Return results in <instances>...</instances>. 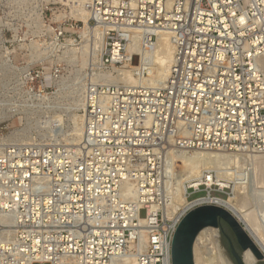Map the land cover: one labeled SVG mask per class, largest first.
<instances>
[{
	"label": "built area",
	"instance_id": "built-area-1",
	"mask_svg": "<svg viewBox=\"0 0 264 264\" xmlns=\"http://www.w3.org/2000/svg\"><path fill=\"white\" fill-rule=\"evenodd\" d=\"M83 6L103 33L100 73L118 76L135 59L139 67L142 51L167 32L174 46L169 76L135 87L103 75L89 89L76 150L25 166L17 161L20 170L5 174L10 186H2L1 201L16 193L21 200L1 210L23 230L6 245L29 263L122 264L133 253L137 264H172L179 224L206 205L178 219L170 172L179 175L177 155L264 152V0H85ZM82 23L74 17L53 27L51 21L45 32L66 48L69 31L84 39ZM31 93L45 99L42 89ZM220 175L205 170L186 182L187 199L212 196ZM34 239L38 247L45 241V252L33 249Z\"/></svg>",
	"mask_w": 264,
	"mask_h": 264
},
{
	"label": "rangeland",
	"instance_id": "rangeland-1",
	"mask_svg": "<svg viewBox=\"0 0 264 264\" xmlns=\"http://www.w3.org/2000/svg\"><path fill=\"white\" fill-rule=\"evenodd\" d=\"M41 1L37 3L35 0H0V190L4 184L10 186V180L5 178V174L20 170L16 165L17 161L23 162L25 166L33 160L41 161L47 154L59 155L64 154V149L76 150L82 144L84 122L82 138L77 141L76 115L83 117L85 121L89 89L96 83L93 79L98 76L99 70L103 69L98 66L99 58L91 57L90 40L85 39L83 33L84 39L80 41L77 38L79 32L69 31L66 38L71 45L66 48L64 41L59 43L53 38L49 39L51 35L45 32L49 22L51 24L52 21L53 27H58L64 23V19L69 20L72 17L69 7L61 2L55 1L47 6L45 0ZM61 27L64 29V24ZM79 28L82 32L85 28L84 22ZM45 44H49L47 50ZM131 67H138V59L134 60ZM111 73L105 72L102 75L117 77ZM45 79L52 80V85H46ZM40 89L44 90L45 99L38 100L31 93ZM75 142L79 144L76 145ZM241 164L229 167L227 175L230 178L222 182L226 187L223 188L219 183L221 187L214 188L212 199L236 200L238 193L235 192V186L239 179L237 175L240 177L242 173ZM216 167L217 165H213L206 169L224 172L220 165ZM183 168L184 165H180L179 175L175 177L176 184L183 179L182 173L186 170ZM251 192L256 194V197L254 196L255 202H252L249 209L257 210L258 192L255 188ZM11 194L8 192L7 196ZM2 197L3 193L0 191V202ZM197 198H208L207 193L193 195L188 201L191 203ZM5 215L0 204V264H51L34 258L29 263L26 258L17 255L14 248L6 245L7 241L17 243L21 239L19 231L23 228L15 224L12 216ZM6 218L11 220L10 224ZM223 229L233 240L238 253L244 256L227 225L224 224ZM36 231H40V228ZM218 232V251L223 259L233 264L229 243L223 237L222 231ZM40 233L43 234V230ZM42 241L37 248L40 253L46 250L43 243L45 241ZM205 253L210 256L209 248H206Z\"/></svg>",
	"mask_w": 264,
	"mask_h": 264
},
{
	"label": "bare ground",
	"instance_id": "bare-ground-1",
	"mask_svg": "<svg viewBox=\"0 0 264 264\" xmlns=\"http://www.w3.org/2000/svg\"><path fill=\"white\" fill-rule=\"evenodd\" d=\"M57 1L69 7V14L72 18L76 17V19H80L84 22L85 28L82 30V33L85 39L88 40L89 38L91 45L90 55L95 59L97 57L99 58L98 66L100 67L102 61L101 55L104 47L103 33L95 25H91V17L88 14L86 8L83 6L85 0ZM45 2L48 3L47 0H45ZM153 47L154 48L152 50L142 51L141 66L137 68L128 66L126 67L127 70L125 68V71L123 72L121 70H118L119 72H122V75L119 74L117 77H110L112 81L114 82V78H116V81H124L127 84L126 86L135 87L155 86L156 84L164 83L165 81H167L174 53V46L170 34H168L167 32H162V34L158 35L157 42L154 44ZM117 53L118 49L116 48L115 54L117 55ZM138 71L140 74L139 77H137ZM146 72L148 76L145 74ZM142 74H144V76ZM103 75L102 73H99L98 76L96 75V77L93 79L94 83H99L98 80L101 79V77H109ZM145 76H147L148 78H146ZM262 89H264V86ZM81 107H83V104L81 105ZM76 118L78 123V132L76 133L78 135L77 141H80L79 138L81 137L83 131L84 118L77 115ZM77 143L79 144V142ZM77 143L76 145H78ZM176 158L182 161V164L184 165L183 169H186L185 172L182 173L183 179H181L178 184L174 182V186L176 187L179 199L178 207L181 208V212L178 216V219L183 216L187 211L194 208L197 204H211L221 206L231 212L236 218H238V220H240L244 224L245 228L254 238L261 252L264 254V152H245L243 154L238 152H195V154H193L192 156L181 153L178 154ZM238 163H242L241 165H243V169L240 177L239 175H237L239 178L237 179L238 182L235 181V192L238 193V197L236 196V200L231 199L229 201H224L222 199H212L211 196H209L208 198L195 200L191 203L188 201L186 182H189L191 180H194L195 178H199L200 176H202L204 171L207 170L206 168H209L213 165H217L218 167V165H220V168H224V172H220V174H222L220 175V178L217 182H219L220 185L225 188L226 186L222 182L224 181V179L229 180L230 178L227 175L230 170L229 167H231V165L233 164ZM18 164L22 165L21 162H18ZM34 164L30 165H33L32 167H34V171L38 172L37 166H34ZM29 172L31 173L30 170ZM170 172L173 178L178 177L174 169H171ZM253 188H255L258 192V207L257 210L254 209L256 211L249 209V206H251L252 202H255L254 196L256 197V194L254 195V193L251 192ZM20 200V194L16 193L14 198L12 197V199L10 200L7 199L1 201L0 204H2L3 208L9 210L10 207L15 206L17 204L15 201L19 202ZM8 218H6V220H8L7 222H9L10 224L11 220ZM3 220H5V218ZM133 238L134 235H132V239ZM32 245L33 249H37L39 245V240L34 239ZM218 246V230L213 228H207L200 232L194 243L195 264H230L228 261L223 259L220 252L218 251ZM206 248H209L211 253L210 256L206 255ZM129 249H133V241L131 242ZM31 252L32 251H28V254H30ZM34 252L37 251L35 250ZM34 256L39 259V254L34 253ZM244 259L247 264H256L258 262V257L252 252L251 249H247L244 252ZM121 262L122 264H137L136 257L133 253L125 254V256L121 258Z\"/></svg>",
	"mask_w": 264,
	"mask_h": 264
},
{
	"label": "water",
	"instance_id": "water-1",
	"mask_svg": "<svg viewBox=\"0 0 264 264\" xmlns=\"http://www.w3.org/2000/svg\"><path fill=\"white\" fill-rule=\"evenodd\" d=\"M223 224L230 229L243 253L251 249L258 257L256 264L264 263V254L244 224L227 209L210 204L195 208L179 224L172 243V264H195L194 243L199 233L207 228L222 231L223 237L229 243L233 264H247L244 256L236 250L233 240L225 233Z\"/></svg>",
	"mask_w": 264,
	"mask_h": 264
},
{
	"label": "trees",
	"instance_id": "trees-1",
	"mask_svg": "<svg viewBox=\"0 0 264 264\" xmlns=\"http://www.w3.org/2000/svg\"><path fill=\"white\" fill-rule=\"evenodd\" d=\"M224 225V224H223ZM226 239V238H225Z\"/></svg>",
	"mask_w": 264,
	"mask_h": 264
},
{
	"label": "flooded vegetation",
	"instance_id": "flooded-vegetation-1",
	"mask_svg": "<svg viewBox=\"0 0 264 264\" xmlns=\"http://www.w3.org/2000/svg\"><path fill=\"white\" fill-rule=\"evenodd\" d=\"M236 247V246H235Z\"/></svg>",
	"mask_w": 264,
	"mask_h": 264
}]
</instances>
